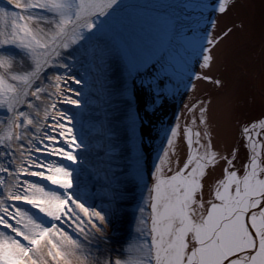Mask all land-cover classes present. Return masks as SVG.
<instances>
[{"label":"snow or ice","instance_id":"snow-or-ice-1","mask_svg":"<svg viewBox=\"0 0 264 264\" xmlns=\"http://www.w3.org/2000/svg\"><path fill=\"white\" fill-rule=\"evenodd\" d=\"M7 2L20 11L0 7V110L4 114L0 120V174L12 178L9 182L0 175V189L5 190L0 192L3 196L0 199V264H264V119L241 126L239 136L246 157L240 168H236L233 161L238 149L224 156L214 148L207 129V109L199 108V124L205 129L193 132L191 127L184 128L188 152L182 167L174 170L170 166L168 150L159 157L151 186L143 183L147 196L142 198L139 207V236L114 255L106 233L108 212L81 202L79 194L72 191V171L55 161L46 165L35 160L30 162V167H43L47 174L20 166L23 161L14 159L15 152L19 151L21 157L24 151L40 152L41 148L33 144L37 139L33 129L35 133L41 132L44 127L41 119L49 118L55 121L50 126L54 134L45 132L41 138L49 141L44 146L45 153L77 164L76 151L87 146L83 141L78 142L73 129L61 122L69 118L56 111L55 102L45 106L42 116L40 109L46 97L54 94L62 97V103L79 107L80 101L65 93L72 92L75 96L81 93L61 85L81 81L71 75L48 77L45 69H68L70 65L63 61L78 51L82 42L91 40L96 34L94 30H101L103 22L98 24L95 18L110 15L109 10L118 0ZM231 2L215 0L214 6L204 3L200 7H212L213 11L223 14ZM210 23L215 26L214 20ZM210 37L208 33L202 38L206 46L193 49V54L202 58V68L210 67L212 48L218 42V38ZM157 63L161 64V70H166L163 57ZM140 67L143 64L131 65L129 75L139 74ZM194 79L211 78L196 74ZM46 80L51 83L46 84ZM127 103L131 109L132 101ZM128 119L134 135L136 117L131 111ZM177 135L178 129L173 127L168 138L173 154ZM57 136L71 150L58 146L61 141ZM23 142L33 147L26 149ZM221 161L226 162L222 177L208 186L206 198L205 182ZM21 175L40 177L63 192L21 181ZM137 179L143 182L144 177L138 174ZM5 201H22L61 224L65 218L72 219L83 239L74 238L56 223L47 226L45 221H38L18 205H6ZM146 208L150 209L147 215ZM142 237L148 239L141 241Z\"/></svg>","mask_w":264,"mask_h":264},{"label":"bare ground","instance_id":"bare-ground-1","mask_svg":"<svg viewBox=\"0 0 264 264\" xmlns=\"http://www.w3.org/2000/svg\"><path fill=\"white\" fill-rule=\"evenodd\" d=\"M204 3L214 6L215 0H118L117 5L109 10L110 15L101 16L110 26L112 36L100 38L96 43L74 51L71 58L64 61L70 67L60 69L61 74L66 75L69 69L79 67L78 72L72 76L81 83L69 81L67 85L61 86L81 93L79 96L72 92L65 93L78 99L80 106L62 103V97L55 94L41 104L42 116L45 106L55 102L56 111L63 112L69 118L61 122L73 129L72 134L78 137V142L83 141L87 146L76 151L77 164L45 153L44 146L49 141L41 138L45 132L54 134L50 126L55 121L51 118L41 119V125L44 126L41 132L35 133L33 129V134L37 136L33 144L41 148V151H24L23 157L19 154L15 159L17 162L23 161L20 166L30 171H45L47 174L43 167H30L32 160L44 165L55 161L72 171V191L79 194L81 202L85 206L108 212L106 233L113 255L139 236L131 223L133 216L130 213L139 203L136 198L142 182L137 179L138 174L144 177L150 187L154 166L160 163L159 157L164 155L165 150L169 152L172 161L170 166L174 170L183 166L188 152L183 139L184 128L191 127L193 132L205 129L204 125L199 124V108L207 109V129L211 133L214 148L224 156H228L232 149H238L237 158L233 161L236 168H240L245 160L246 152L239 130L246 120V114L252 111L250 108L253 100L252 81L246 75L250 73L261 50L254 46L246 47L242 43L247 35L241 32L237 22L246 18L250 29L255 31L256 1L232 0L223 14L213 11L212 7H200ZM213 20L214 27L210 23ZM208 33H211L210 38H218V42L212 48L213 61L210 67L202 68V58L193 54V49L206 46V40L202 38L208 36ZM255 38L256 34L251 41ZM112 41L121 49L125 61L133 65L143 64L138 69L139 74L135 72L132 79V86L135 80L132 90L135 96L134 107L140 122L139 128L135 127L134 135L128 125V114L132 110L127 103L129 99L123 94L126 81L122 79L123 74L119 73L120 65L114 57ZM161 57L167 62L166 70H161V64L157 63ZM261 58H264V53L256 61L253 74H256ZM94 73L96 79L92 76ZM196 74L211 79H194ZM217 80L220 84L215 83ZM193 105V110L188 111ZM91 110L97 112L92 113ZM48 111L55 114L51 108ZM173 127L178 129V135L174 138L175 154L168 145ZM57 139L61 141L58 146L67 149L59 136ZM107 141L109 144L106 152H103V158L100 159L95 155L97 147L94 144L102 150ZM24 146L26 149L33 147L28 143H24ZM139 149L145 156V172L139 168L134 169L138 163L135 160H139L136 155L141 154ZM223 166H226L225 161H221L212 170L211 177L205 182L206 198L208 186L222 177ZM12 168L15 169V164ZM0 175L11 182V177ZM19 180H28L63 192V189L50 185L40 177L21 175ZM3 191L0 189V192ZM5 203L18 205L38 221H45L47 226L56 223L74 238L83 239L77 233L72 219L65 218L61 224L22 201ZM9 211H13V208H9ZM144 239L148 238L142 237L141 241Z\"/></svg>","mask_w":264,"mask_h":264},{"label":"rangeland","instance_id":"rangeland-1","mask_svg":"<svg viewBox=\"0 0 264 264\" xmlns=\"http://www.w3.org/2000/svg\"><path fill=\"white\" fill-rule=\"evenodd\" d=\"M0 7L6 8L9 11H18V12L20 11L19 9H15L12 5H9L7 0H2V1L0 0ZM95 19H96L98 24H101V22H103L102 25H101V30L99 32H96V30H94V32L96 34L93 36V38L91 40H89V41L82 42V45H81L80 48H84L85 46H88L89 44L96 43L97 40H99L100 38L107 37L108 35L110 37L112 36L113 32H112L110 26L107 24V22L102 17H96ZM112 44H113L112 51H113L114 57L117 59V64L120 65V66L118 65L119 66V73L123 74V78L120 77V79L122 78L123 81H126V83L124 84V87H123L124 88L123 89V94L126 95V97L129 100L132 101L131 110H132L133 115L136 117L135 127L139 128L140 122L137 119L138 116H137V113H136V110H135V107H134V102H135V98L134 97L135 96H133V94H132V92H133L132 91L133 90L132 79L134 77L135 72H133L132 75H129V70H128L129 67L131 65H133V64L130 61H125L123 56H122V54H121V49L119 47L117 48L116 44L114 45L113 41H112ZM70 58L71 57H67L65 60H68ZM60 69L61 68L45 69V72H46L48 77H52V76L57 75V74L63 75V74H61ZM90 69H92V68H90ZM78 70H79V67L71 68V69H69V71L66 72L65 76H67V75H71L72 76L74 74V72L77 73ZM92 76L95 78V73ZM45 83L46 84L47 83H51V81L50 80H46ZM50 90L52 91L53 89H50ZM46 100H48L47 97H46L45 101ZM37 103H39V102H37ZM91 112L92 113H96L97 110L96 111H92L91 110ZM3 119H4L3 110H0V120H3ZM128 125H129V123H128ZM0 127H2V125H0ZM130 131H129V133H130ZM24 143H27V142H24ZM108 144H109L108 141L104 144V147H102L103 151L101 150L100 146H97V144L96 145L94 144V146L97 147V149H96L97 151H96L95 155H97L100 159L103 158V155H104L103 152H106V149H107L106 147L108 146ZM13 149H15V145H13ZM140 153L141 154L136 155V158L138 157L139 160H135V161H138V163H136L137 165H135V166H137V167L134 166L135 167L134 169L139 168L142 172H145L146 165H145V162L143 161L145 156H144V154L142 153L141 150H140ZM19 154H20V152L16 151L14 159L18 158ZM133 158L136 159L135 157H133ZM143 183H146V181L144 180L142 182V187L137 192V198L136 199L139 202L137 204L138 207H133L132 211L130 212L132 214V216H133L132 217L133 219L131 220V223H132L133 228H134L136 233H137V228L139 227L137 218L141 215L140 212H139V207L142 204V198L147 196V189L145 187H143ZM147 210L148 209H146V211H145V215H147V213H146V212H148Z\"/></svg>","mask_w":264,"mask_h":264},{"label":"water","instance_id":"water-1","mask_svg":"<svg viewBox=\"0 0 264 264\" xmlns=\"http://www.w3.org/2000/svg\"><path fill=\"white\" fill-rule=\"evenodd\" d=\"M256 9L254 13V28L251 30L248 26L246 18L237 22L241 32H246L247 38L242 41L246 47L252 46L261 50V53L257 56L256 60L251 66L250 73L246 75V78L252 81V111L246 114V120L241 124L248 125L252 122L264 119V58H261L258 62L256 74H253L254 66L258 58L264 53V0H255ZM256 34L254 41L251 38Z\"/></svg>","mask_w":264,"mask_h":264}]
</instances>
